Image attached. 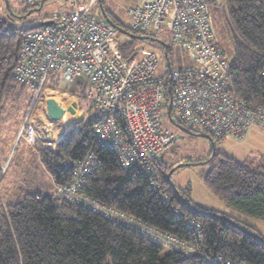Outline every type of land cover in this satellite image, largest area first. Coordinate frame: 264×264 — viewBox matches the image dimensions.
Instances as JSON below:
<instances>
[{
  "label": "trees",
  "instance_id": "16d2710c",
  "mask_svg": "<svg viewBox=\"0 0 264 264\" xmlns=\"http://www.w3.org/2000/svg\"><path fill=\"white\" fill-rule=\"evenodd\" d=\"M224 2L233 35V55L229 58L233 92L252 106L261 105L264 0ZM38 7H27L25 16ZM105 13L114 26L135 35ZM23 32L0 20V116L7 104L25 94L12 75ZM127 37L121 49L125 56L136 39ZM93 125L89 114L67 130L59 143L52 144L53 148L47 144L30 146L54 188L73 184V165L85 157L91 156L96 166L83 178L76 193L80 203L66 202L56 192L47 196L36 190L24 195L21 192L11 202L0 196V264H207V259L218 256L264 264L261 240L245 235L225 219L191 210L183 200L199 211L222 215L242 226L238 220L192 204L187 189H178L167 180L172 167L156 164L159 187L154 191L140 170L122 169L116 155L98 145ZM204 161L211 165L201 174L208 190L237 214L264 222L263 160L239 162L216 152ZM91 205L100 210L93 211L88 207ZM173 209H178V216ZM186 221L199 224V237L186 229ZM145 230L153 237L145 235ZM164 235L192 247L193 253L188 256L179 252L164 240Z\"/></svg>",
  "mask_w": 264,
  "mask_h": 264
},
{
  "label": "built area",
  "instance_id": "2783aa9c",
  "mask_svg": "<svg viewBox=\"0 0 264 264\" xmlns=\"http://www.w3.org/2000/svg\"><path fill=\"white\" fill-rule=\"evenodd\" d=\"M18 1L30 7L43 0ZM218 8H225L224 0H142V4L126 9L131 34L160 39L162 30L170 33L169 49L185 52L186 56L175 69L157 45L123 55V44L119 45L125 42L120 36L122 29L102 18L98 0H71L68 11L41 17L38 24L51 23L37 24L21 34L13 68L14 81L30 91L16 140L31 147L42 144L48 126L41 124L34 110H44L46 101L55 99L52 94L60 84L86 91L95 141L116 155L122 169L140 170L154 191L159 187L156 164H161L163 156L180 142L175 132L162 128V115H167L169 105L173 123L208 134L214 142L242 140L253 129L264 134V103L252 106L228 93L230 61L214 42L210 15L212 9ZM161 65L167 70L164 77L158 73ZM62 109L64 116L70 115L67 108ZM47 119L50 138L56 123L48 116ZM46 144L53 148L52 142ZM95 166L91 156L75 163L73 184L56 187V194L66 202L80 203L76 193ZM5 169L0 167L1 175ZM88 207L100 210L96 205ZM173 213L178 216V209H173ZM117 220L129 224L123 218ZM185 227L199 237V224L186 221ZM143 232L153 237L148 231ZM164 240L185 255L193 253L192 247L176 238L164 235ZM206 263L249 264L220 256L209 258Z\"/></svg>",
  "mask_w": 264,
  "mask_h": 264
},
{
  "label": "rangeland",
  "instance_id": "374dc122",
  "mask_svg": "<svg viewBox=\"0 0 264 264\" xmlns=\"http://www.w3.org/2000/svg\"><path fill=\"white\" fill-rule=\"evenodd\" d=\"M70 1L71 0H48L43 3V7L39 13H31L30 15L25 16L24 10L27 7H25L24 4H21L18 0H7L8 8L6 7L5 0H0V20L7 22V25L11 28H14L18 31H25L26 29L38 24L36 21L38 14L41 17H44L53 13L61 14L68 11ZM102 1V6L104 8L106 7L105 9L110 11L113 17L126 28L129 26V19L126 15V9L142 4V0ZM224 9H212L210 15L214 33V42L219 46L226 58L229 59L233 55V35L231 32V27L227 21L228 17L226 9ZM10 12H12L11 15L14 16L15 19L10 17ZM114 27L117 28L116 26ZM120 36L125 40V42L127 41V36L123 34H120ZM139 37L149 38L151 39V42L155 43V45L148 42L150 40L146 41L134 39V46L128 50V55L140 48L150 49L151 47L157 45L166 55L164 58L167 59V61H171L174 69L180 67L182 65V61L186 60V56L184 55L185 52L174 50V54L169 53L168 44L171 43V35L166 30H162L158 35V37L162 40L157 39V37L152 38L151 36ZM125 42L121 41L119 45H124ZM158 42L163 43L166 48ZM228 64L229 66L227 74L229 77L230 62H228ZM158 73L164 77L167 74V70L163 67V65H161L158 68ZM80 83L84 84V82ZM81 91V87L71 84H60L56 90V93L52 94L57 104H63L61 108H72V104H76V112L74 116L66 114L65 117L67 119H65V121L64 118L61 123H58L59 121H57L55 122L56 124H53L51 128L52 135L53 132L56 134L60 133L59 136L55 137V142L57 143L61 141H59L60 138H63L62 133L66 129H71L76 123L89 115L90 104L88 103L87 96H85L86 91L83 89L85 94L83 91ZM228 93L232 98L235 97L237 100H241L234 94L231 81ZM29 97L30 91L25 89L23 98L15 103L10 102L7 104L5 106V111L0 116V167H6L0 181V194L3 195L7 202L12 201L10 196L12 193L16 199L20 196L21 192L24 195L25 193H34L36 188H47V175L45 174L46 176H44L41 172V166L37 159L36 152L30 151V149H28V151H20V148L26 147L21 141L18 142L16 140V135L21 127L23 115L28 109ZM168 97H170L169 94ZM43 111L46 113V107ZM34 112V116L36 117L37 112H39V108H35ZM162 117V128L170 132H175L178 136H180V142L163 156L161 164H163L164 167H172L171 169L181 163L192 164L190 166L179 168L173 172L170 177V183L178 189H187L189 191V200L195 206L205 210L220 212L233 217L238 220L240 224H242V227L246 226L249 230H251L249 232L254 233L264 239L263 221L241 216L227 208L224 203L219 198L214 196L205 186L201 174L202 172H206L211 168L210 163L203 164L206 162L204 159H206L207 156L211 154L209 143L204 139L198 137H188L187 135L181 133L168 120L166 113H164ZM189 131L195 134H205L201 131ZM52 139L54 138L50 137L49 142H51ZM214 144L216 152H222L225 154L227 153L229 156H232L233 154L236 161H245V154L250 151L247 154L248 158L250 157L254 161L262 159L264 163V134H261L259 131L251 132L247 140L246 138L242 140L226 139L225 141L214 142ZM234 151L236 152L233 153ZM238 151L242 152L239 153ZM187 160L198 162H187ZM49 189V195H51L52 183L50 180ZM23 195H21V198ZM167 250L168 249L165 248V251Z\"/></svg>",
  "mask_w": 264,
  "mask_h": 264
},
{
  "label": "water",
  "instance_id": "95a60500",
  "mask_svg": "<svg viewBox=\"0 0 264 264\" xmlns=\"http://www.w3.org/2000/svg\"><path fill=\"white\" fill-rule=\"evenodd\" d=\"M45 1H48V0H43V1H41L40 4H39V7H38L37 9L33 10V11L28 12L27 15H30L31 13H39V12L41 11V9H42V7H43V3H44ZM98 1L100 2V6H99V7H100V13H101L102 18H103L108 24L112 25V23H111V21H110L108 15L105 13V11H104V9H103V6H102V4H101L102 0H98ZM5 3H6V7L8 8L7 0H5ZM11 14H12V12H10V17H12L13 19H15L14 16H12ZM50 23H51V22L42 21V22H40V23L38 24V26H45V25H49ZM122 33H123L124 35H126V36H129V38H130V37H133V38H136V39H138V40H146V41H147V40H150V41H151V39L146 38V37H139V36H135V35H130V34H128L127 32H123V31H122ZM152 41H153V40H152ZM156 42H157V41H156ZM158 43L161 44L163 47L166 48V46H165L163 43H161V42H158ZM166 62H168L167 59H166ZM167 66H168V64H167ZM168 84H169V83H168ZM168 90H169V91H168V94H169V96H171L170 86L168 87ZM75 108H76V104L73 103V104H72V108H68V109H67V112H68L70 115H74V114H75ZM46 114H47V116L49 117V119H50L52 122H57V121H60V120L64 117V115H65V111H64V110L61 108V106H60L59 104H57L54 100L49 99V100L46 101ZM167 117L169 118L170 122H171V123H172V124H173V125H174V126L180 131V132H181V133H183V134H185V135H187V136L198 137V138H201V139L206 140V141L209 143V147L211 148V150H210V151H211V156H213V155L216 153V150H215V144H214L213 140H212L208 135L192 133V132H190L189 130H187L186 128H183V127H181V126H179V125L173 123V121H172V119H171V108H170V105L167 107ZM190 165H192V164H191V163H181V164L177 165L176 167H174L173 169H171V170L169 171V173L167 174V180L170 181V177H171L172 173L175 172L177 169H179V168H183V167H186V166H190ZM183 201L188 205V207H189L191 210L196 211V212H201V213H203V214L212 215V216L217 217V218L225 219L226 221H228V222L230 223V225H232L234 228L239 229V230H240L241 232H243L245 235H247V236H251V237H253V238H255V239H258V240H261V241L264 243L263 239H262L260 236L254 234V233H251V232L246 231L241 225H239V224H237V223L231 221L230 219H228V218H226V217H224V216H222V215L215 214V213L199 211V210H198L197 208H195L193 205L187 203L185 200H183Z\"/></svg>",
  "mask_w": 264,
  "mask_h": 264
},
{
  "label": "crops",
  "instance_id": "0c3cea01",
  "mask_svg": "<svg viewBox=\"0 0 264 264\" xmlns=\"http://www.w3.org/2000/svg\"><path fill=\"white\" fill-rule=\"evenodd\" d=\"M38 113V112H37ZM38 115V118L41 120V124L42 125H44V127L45 126H48V130H47V133L46 134H43L44 136H42L43 137V140L41 141V143L42 144H46L47 142H49V124L47 123V114L46 113H44V111L41 109V110H39V113L37 114ZM65 118V117H64ZM65 121V120H64ZM67 131V129L62 133V137H63V135H64V133ZM253 131H259L261 134H263L260 130H257V129H253V130H251V131H249L248 132V134L246 135V140H247V138H248V136L250 135V133L251 132H253ZM60 135V133L59 134H56V133H53V135H51V138H54V139H52L51 140V142H53V143H56L55 142V137L56 136H59ZM244 138V139H245ZM23 143V142H22ZM24 144V146L26 147V148H20V151H28V149H30V151H34L30 146H28L27 144H25V143H23ZM27 149V150H26ZM236 151H234L233 153H235ZM239 153L240 152H242V151H238ZM250 152V151H249ZM249 152H247V154L249 153ZM210 153H211V151H210ZM227 154V153H226ZM247 154H245L246 155V160L245 161H251L252 159L249 157H247ZM228 155V154H227ZM229 156V155H228ZM229 157H231V158H233V159H235L234 157L235 156H233V154H232V156H229ZM253 158V157H252ZM236 160V159H235ZM244 162V161H243ZM41 172L43 173V175L44 176H46L45 175V173L41 170ZM47 177V176H46ZM48 179V180H47ZM47 181H46V185H47V188L46 189H44V188H36V191L37 192H40V193H42V194H44V195H49V177H47ZM51 192H52V194L55 192V188H54V186L52 185V189H51ZM0 196L4 199V197H3V195L2 194H0ZM5 196H7V195H5ZM10 196H11V200H14L15 198H14V196H13V193L12 194H10ZM5 200V199H4Z\"/></svg>",
  "mask_w": 264,
  "mask_h": 264
},
{
  "label": "flooded vegetation",
  "instance_id": "af4514ba",
  "mask_svg": "<svg viewBox=\"0 0 264 264\" xmlns=\"http://www.w3.org/2000/svg\"><path fill=\"white\" fill-rule=\"evenodd\" d=\"M103 8H104V7H103ZM105 8H106V7H105ZM105 8H104L105 12L107 11V13H108L111 17H113L112 13H111L110 11L106 10ZM41 19H42L41 16L38 14V16L36 17V21L39 22ZM169 53H170V54H174V51H173L172 49H169ZM165 56H166V55H165ZM205 141H206V140H205Z\"/></svg>",
  "mask_w": 264,
  "mask_h": 264
},
{
  "label": "clouds",
  "instance_id": "9594fccd",
  "mask_svg": "<svg viewBox=\"0 0 264 264\" xmlns=\"http://www.w3.org/2000/svg\"><path fill=\"white\" fill-rule=\"evenodd\" d=\"M64 117H65V116H64ZM64 117H63V118H64ZM48 118H49V117H48ZM63 118H62V119H63ZM54 123H55V122H54ZM52 144H53V145H56L57 143H56V144L52 143Z\"/></svg>",
  "mask_w": 264,
  "mask_h": 264
},
{
  "label": "bare ground",
  "instance_id": "6f19581e",
  "mask_svg": "<svg viewBox=\"0 0 264 264\" xmlns=\"http://www.w3.org/2000/svg\"><path fill=\"white\" fill-rule=\"evenodd\" d=\"M67 119L66 117L64 118V120Z\"/></svg>",
  "mask_w": 264,
  "mask_h": 264
}]
</instances>
